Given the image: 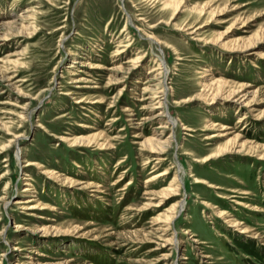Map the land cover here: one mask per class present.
I'll list each match as a JSON object with an SVG mask.
<instances>
[{"label": "rangeland", "instance_id": "obj_1", "mask_svg": "<svg viewBox=\"0 0 264 264\" xmlns=\"http://www.w3.org/2000/svg\"><path fill=\"white\" fill-rule=\"evenodd\" d=\"M0 264H264V0H0Z\"/></svg>", "mask_w": 264, "mask_h": 264}, {"label": "bare ground", "instance_id": "obj_2", "mask_svg": "<svg viewBox=\"0 0 264 264\" xmlns=\"http://www.w3.org/2000/svg\"><path fill=\"white\" fill-rule=\"evenodd\" d=\"M162 65V64H161ZM162 68L164 69V73L167 75V73H168V69L166 68V66H162ZM213 82H211V84H212ZM164 91H165V89L163 90V95H164ZM164 100V99H163ZM236 101V100H235ZM237 102H239V104H243L242 102H240V101H238L237 100ZM163 101L160 103V105H163ZM158 106L157 108H160V107H163V106ZM244 106H245V103H244ZM167 116V115H166ZM167 118H168V120L173 124V123H175L176 121H175V119H172V117H168L167 116ZM179 171H181V170H179ZM149 179H147L146 181H148ZM171 184V183H170ZM27 190V189H26ZM34 200L32 199V198H28V199H25V200H22V201H20V200H18V201H16L15 203L16 204H23V203H26V204H29V203H31V202H33ZM176 206L179 208V210L181 209V208H184L183 206H184V202L181 200V201H179L177 204H176ZM39 207V206H38ZM37 207V205H34V204H32V205H29L28 206V209H37L38 208ZM176 207V208H177ZM220 216H222V213L220 214ZM230 226L232 227V228H237L239 225H238V223L236 222V221H234V222H232V223H230ZM242 233H244V231H241ZM26 258H29V256L28 255H26L25 256Z\"/></svg>", "mask_w": 264, "mask_h": 264}]
</instances>
